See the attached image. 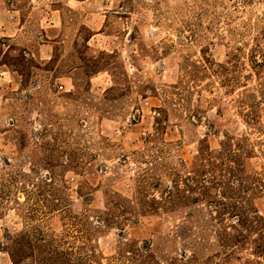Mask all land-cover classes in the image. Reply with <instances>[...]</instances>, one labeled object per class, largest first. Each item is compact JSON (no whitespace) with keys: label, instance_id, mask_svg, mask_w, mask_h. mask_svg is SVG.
<instances>
[{"label":"rangeland","instance_id":"rangeland-1","mask_svg":"<svg viewBox=\"0 0 264 264\" xmlns=\"http://www.w3.org/2000/svg\"><path fill=\"white\" fill-rule=\"evenodd\" d=\"M205 56L235 59L241 83L196 78ZM263 58L264 0H0V264H13L6 251L27 229L23 180L13 186L11 175L33 176L35 166L45 176L46 157L59 165L63 205L45 229L78 255L89 243L105 264H189L174 235L189 225L190 208L141 216L124 230L96 223L107 194L132 199L145 155L158 150L159 169L186 173L181 165L198 166L200 148L237 151L241 143L244 196L264 217V68L253 64ZM241 99L255 105L258 125L241 115ZM159 110L167 116L158 124ZM147 243L157 262L125 252ZM257 260L264 264L244 251L213 261Z\"/></svg>","mask_w":264,"mask_h":264},{"label":"trees","instance_id":"trees-1","mask_svg":"<svg viewBox=\"0 0 264 264\" xmlns=\"http://www.w3.org/2000/svg\"><path fill=\"white\" fill-rule=\"evenodd\" d=\"M232 60L219 64L205 56L203 62L194 65V76L200 78L209 75L219 78L222 86L235 87L241 83V77L233 70L237 66L234 64L235 59ZM253 64L264 68V58L262 61L254 59ZM187 69L188 67L183 69L185 77L191 76L190 68ZM255 75L259 76V73ZM260 85L263 88V85ZM173 88L178 90L176 86ZM239 104L241 115L247 124L258 125L261 116L255 105L244 99H241ZM159 114L163 117L157 118L158 124L167 116V112L159 110ZM193 118L195 121L201 120L198 114ZM237 147V151L230 148L218 152L211 150L209 146L200 148L198 166L188 171L185 164L181 165L186 173L172 168L159 169L156 164L164 160V157L160 156L163 153L160 150L159 154L145 155L148 160L142 163H145L147 168L137 173L132 199H127L114 191L107 194L106 210L96 217V223L124 230L127 225L136 224L141 216L155 215L161 211L172 213L181 208H190L191 212H188L185 218L189 225L178 226L174 235L186 247L180 253L181 262L200 264L203 251H209L211 247L218 249L208 256L203 264H220L213 260L222 257L224 260H230L237 253L244 251H250L254 258L264 261V217L256 214L244 196V165L239 155L241 143L237 144ZM43 161L45 163L43 170L47 171L45 176L37 177L39 171H35L33 166L30 171L34 177L31 173L22 172L21 175H11L10 178L13 186L18 184L19 180H23L21 189L26 196L23 213L27 228L11 239L6 252L12 263L105 264L89 243H85L83 248L86 253L78 255L72 246L65 247L67 245L65 241L56 240L48 232V228L45 229L44 221L61 210L63 203L55 192L58 183L56 169L59 165L52 164L47 157ZM78 166L81 164L78 163ZM63 167L66 170L73 168L70 161L65 162ZM166 179H169L170 184H165ZM29 185L32 189H29ZM1 193L5 194V191ZM197 214L203 215L198 217ZM90 219L91 217H88V222ZM255 235L258 237L253 238ZM125 252L134 256L133 262L136 257H143L144 254L157 262L152 243H147L141 248H129ZM126 259L130 261L127 257ZM115 260L116 258H113L106 264H116ZM256 262L261 264L259 260Z\"/></svg>","mask_w":264,"mask_h":264}]
</instances>
